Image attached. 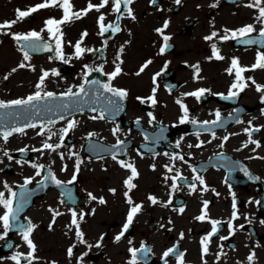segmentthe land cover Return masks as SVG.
I'll return each instance as SVG.
<instances>
[{"label": "flooded vegetation", "instance_id": "flooded-vegetation-1", "mask_svg": "<svg viewBox=\"0 0 264 264\" xmlns=\"http://www.w3.org/2000/svg\"><path fill=\"white\" fill-rule=\"evenodd\" d=\"M85 8L88 3L99 4L100 0H85ZM43 0H8L7 9L12 12V16L6 17V21L16 19V10H27L35 5L42 3ZM189 0H181L180 4L176 0H156L153 4L152 0H134L127 7L132 9L135 20L127 14V7L122 6L121 12L115 13L112 0L107 7L101 9L100 12L95 10L88 13L87 16L71 23L62 25L64 33V56L68 62L64 64L68 70L66 74H70V84H63L61 90H76L84 80L85 65L91 68L103 66V72H92L91 76H97L100 84L106 81V74L114 71L115 64L120 65L122 74L115 80L111 81L114 88H122L127 90V106L126 116L131 119L139 118L143 123L152 128L154 126H163L164 139L170 142L164 149H159L154 156V161L149 166V171L157 174V177L151 178L153 185L142 196H136V203L142 205L141 212L138 213L129 231L124 234L120 241H116L115 237L119 235L126 223L127 214L132 207L123 201L119 218L110 220V202L117 197L119 191H116V185L106 184L102 192H99L96 200H92L89 192L79 191L81 186L79 178H77V197L72 200L70 205L66 204L60 194L45 195L34 199L32 206L18 214V219L13 221V228L9 230L8 236L0 240V264H16L11 259L13 255L23 253L27 256L30 252L26 242L23 240L21 231L16 227L17 224L27 226L28 223L36 225L31 233V239L36 245L35 256L32 264H129L132 259L130 248L141 249L142 245L150 249V252L144 253L138 251L137 264H156V260L163 258V253L170 248H176L178 253H183L184 264H249L247 257L255 252V260L253 264H264V159L256 157H264V102L262 96L264 93L258 92L254 84L264 85V81L257 75L258 71L264 69H252L256 63L258 55L264 53V47L260 43L245 44L242 41L247 39L260 40L259 32L264 24L257 21L258 11L255 8L248 7L252 0H199L197 1V15H189ZM188 3V4H187ZM74 11L85 9L78 6V0H72ZM187 4L186 15H177L184 10ZM216 4L214 9H208L211 5ZM183 7V8H182ZM225 8L223 13L221 9ZM47 13L41 17L38 22H34V17L39 13ZM227 12H232V16ZM206 20V31L200 34L204 42L203 50L207 53L206 57L196 58V54H191V47L183 46L184 37H190L195 27L198 25L201 14ZM215 13V14H214ZM235 13V15H234ZM103 14L105 16V24H115L119 17V27L121 31L113 33L106 32L104 35L99 34L98 17ZM224 14V16H222ZM62 10L57 8H46L38 10L31 16L18 22L12 29L5 30L8 35L0 36V45L5 41L8 45L19 46L18 42L13 39L12 34H27L31 31L41 32L45 40H52L45 29V21L48 19H61ZM155 18L157 23L153 26L151 38L145 42L150 47L149 51H145L143 41H141V33L137 32L138 19ZM156 16V17H155ZM33 19V20H32ZM84 19V20H83ZM211 19V20H208ZM32 20V21H31ZM175 22H182L176 29ZM77 22H83L81 27H71ZM165 22L168 27L164 29L163 35L156 30L163 28ZM252 24L256 31L249 36L240 39L223 40L226 34L225 29L230 31L238 30L246 25ZM139 25H141L139 23ZM87 32L88 36L83 38L82 48L94 49L92 52H85L81 58L75 57V49L72 45L81 39V34ZM217 33L212 40L205 39ZM169 36L171 39L167 42L169 47L160 52L164 46L163 36ZM136 37L139 38V50L142 51L138 56L128 53V49L132 50L135 46ZM54 41V40H52ZM71 42V45L68 42ZM107 41V44H105ZM55 42V41H54ZM179 43L182 45L180 46ZM216 45V49L222 60H217L213 54L212 45ZM123 48V52L120 49ZM14 49V48H11ZM19 51H22L20 46ZM23 52V51H22ZM152 53V54H151ZM148 54V55H146ZM119 57V59H117ZM144 57V58H143ZM208 59V60H207ZM233 59L239 61V65L248 69L242 73L244 80L249 86L239 94L238 97L224 99L229 95L231 85L235 82V73L229 75L227 69L231 67ZM151 60L152 63L144 71L150 72V85L145 87L144 74L139 76L136 73L140 68ZM140 61V62H139ZM204 64H210L205 68ZM157 66V67H155ZM168 70V80L170 86L163 85L164 70ZM78 72L79 74L78 76ZM159 73V75H157ZM8 76L5 80L4 77ZM12 74L0 76V88L2 84L8 85ZM155 77V83L153 78ZM81 82V83H82ZM162 83V84H161ZM178 85V88H175ZM66 87V88H65ZM0 90V100L9 101L20 97V93L12 88ZM156 89L155 97L157 104L152 105L147 98L153 94ZM209 89L200 99L187 93L195 92L199 89ZM99 89V91H97ZM147 90L146 92H142ZM252 90L257 95L251 96L248 100L247 91ZM91 96L99 98H112L120 105L121 101L117 97H112L111 93L105 92L99 85H91ZM255 95V94H254ZM142 98L144 102H141ZM177 100L188 109V121L181 124L180 119L184 115L183 110ZM121 107V105H120ZM108 110L115 119H95L100 121L102 127H91L93 133L103 134L106 140L116 143L122 140L124 135L131 139L140 135L138 130L133 126H126L121 120L119 113L115 111V107L109 105ZM220 113L218 123L212 122L217 120L216 113ZM149 113L155 117L152 120ZM89 115L98 116L100 113L89 112ZM237 119L243 121L237 123ZM197 123L193 124L191 121ZM208 121L205 125L203 122ZM251 122V124H249ZM246 128L256 129L253 131L251 139L260 142V147L249 144L248 147L243 145L249 140ZM114 129H119L113 134ZM215 134V138L213 136ZM113 137L109 139L108 137ZM224 137H228L225 141ZM12 142L3 143L0 138V149L7 151L12 157L11 160L7 156H3L0 151V169L4 175L0 176V192L5 193V198H9V193L4 187V183L16 192L25 184L24 174H21V167L30 165L31 163H39L53 169L54 163L49 162L48 165L41 163L43 156H36L30 145L24 138H11ZM24 139V140H22ZM79 139L74 137L72 142L77 144ZM179 144V147H177ZM191 145V147H189ZM197 145H200L197 147ZM222 145V146H221ZM26 149V152L20 151ZM240 149V150H237ZM135 150V149H134ZM82 151L84 154L85 151ZM29 152V153H28ZM133 152V151H132ZM167 154V155H166ZM222 154V155H221ZM182 155L184 160H173V156ZM240 159V160H238ZM118 161V160H117ZM127 163V162H126ZM153 165L155 166L153 168ZM173 166V172H168L165 166ZM244 165L248 173L259 179H250L245 174ZM228 167V168H227ZM193 168L196 172H193ZM230 170V176L228 172ZM179 173L185 179L177 180V189L173 192L171 179ZM199 174L203 177L207 190L204 185L194 180V176ZM129 176L121 179V188L125 189L124 181ZM141 176L137 178L136 187L140 186ZM37 183V182H36ZM36 183H30L29 187L34 189ZM196 185V192H192L190 185ZM229 185L231 187H229ZM86 189L89 186H85ZM114 189L113 193L111 190ZM213 189L215 191H213ZM58 190L54 187L47 191ZM47 192V193H48ZM231 193H235L237 204L238 219L232 220L233 197ZM93 196L94 194L91 193ZM149 196H155L160 203L152 204L148 199ZM103 197L105 204H99V198ZM171 200V203L168 201ZM204 201L208 202V215L211 220H219L222 223L218 225L219 231L209 243V252L206 256L202 255L201 240L204 236L211 232V224L206 219L199 221L197 216L202 214ZM255 201H260L258 205ZM167 204V207L163 206ZM19 208L24 209V203H19ZM13 207H17L14 202ZM183 208L181 213L179 210ZM50 209L57 210L60 215L55 217L53 223V213ZM72 211L77 213V218L81 213L85 214L83 221L80 222V230L84 233V240L87 243H80L76 236V228L71 224ZM5 209L0 206V216ZM232 220L233 229H229L228 221ZM51 225V227H49ZM243 225L241 228L240 226ZM2 222H0V235L3 234ZM183 233V239H181ZM234 233V234H233ZM220 236L229 237L227 240H221ZM7 252L1 250L4 244H10ZM88 245H92L91 248ZM97 245H99L97 247ZM74 246V247H73ZM73 248V254L68 255V249ZM86 253V255H85ZM219 254V255H218ZM168 264H179L176 255H170ZM27 260H21V264H28ZM164 261V259H163Z\"/></svg>", "mask_w": 264, "mask_h": 264}, {"label": "snow or ice", "instance_id": "snow-or-ice-1", "mask_svg": "<svg viewBox=\"0 0 264 264\" xmlns=\"http://www.w3.org/2000/svg\"><path fill=\"white\" fill-rule=\"evenodd\" d=\"M134 2V0H112L113 3V8L112 10L115 13H120L122 6L127 7L128 5L132 4ZM110 3V0H100L99 4H93L91 2L88 3L87 7L85 9H82L80 11H74V6L72 4V0H43L42 3L35 5L27 10H21V9H17L16 10V19H13L11 21H4L2 23H0V33L4 34V35H8L9 32L5 31V30H10L12 29L18 22L23 21L25 18L31 16L33 13L37 12L38 10L41 9H46V8H59L62 10V18L57 20L54 18L48 19L47 21H45V29H43L42 31H47V33L49 34L50 39L55 41V50H56V56L57 58L64 60L65 63H67L68 61L65 60V56H64V51H63V46H64V33L62 30V25L67 24V23H71L74 19L78 20L81 19L84 16H87L89 12L95 10L96 12H100L101 9L107 7ZM152 3L155 4L156 0H152ZM177 4L181 3V0H176ZM211 7H216V4L211 5ZM248 7L251 8H255L258 11V16L256 17L257 21L264 24V0H252V2L250 4H248ZM127 14L131 17V19L135 20V16L132 14V9L130 7H127ZM98 25H99V34L100 35H104L106 32L111 31L113 33H117L119 31H121V28L119 27L118 24H105V16L103 14H101L98 17ZM168 27V23L165 22L163 28L157 29L156 31L158 33H160L161 35H163L164 33V29H166ZM255 26L252 24L246 25L245 27H242L238 30L235 31H230L228 29H225L226 33L230 34H226L225 36L222 37L223 40H228V39H240L242 37H246L249 36L251 33L255 32ZM13 35V39L16 40L17 42L20 41H25L27 42L26 44L21 45V50L23 51V57L25 61L30 60V56H29V52L28 51H24V48H28L31 49L33 51L35 50H44V51H51L52 50V45L50 43H46L43 42L44 38L41 34V32H37V31H31L27 34H12ZM217 33H212V35L206 37L205 39L207 40H212L214 36H216ZM88 33L85 31L81 34V39L78 40L75 45H72L75 49V57L76 58H81L84 53L87 52H92L95 51L94 49H85L82 48L81 45L83 43V38L87 37ZM259 36L261 37V40L257 41L255 39H247V40H243L242 42L245 44H256V43H261L264 44V27L261 28L260 32H259ZM171 39V37L164 35L163 36V40H164V46L161 47L160 52L164 53V51L169 47L168 45V41ZM71 45V42H68ZM105 44H107V41H105ZM212 49H213V54L215 56V58L217 60H222L224 59L223 56H221L219 54V52L216 49V45L213 44L212 45ZM121 52H123V48L120 49ZM117 59H119V57H117ZM123 63V61H120V63H116L115 64V68L114 71H112L111 73L106 74L108 76V80L109 83H104V84H100V82L98 80H92L89 81L88 80V76H90L92 74V72H103V66L97 67V68H91L88 65H85V73H84V81L83 83L79 86L77 91H73L72 88H69L66 92L62 93L60 95V97L57 96V94L53 93V92H49V91H43L44 89V85H45V80L51 75V76H59L60 73L58 71H56L55 69L52 70L51 73H49L48 71H43L40 78H39V82L36 84V89L37 91L33 94V95H29L27 98H23V99H16V100H12L9 102H5L0 100V110H5V109H14V108H21V109H25L26 111L28 109H34V115H39L40 111L42 110L39 102L43 101L45 102L43 105V110H46L48 112H52L54 110L56 111H60L63 112L65 110H68L71 105L69 103H62L60 105H58L55 109L53 107L50 106V103L52 101H55L57 99H63V98H67L69 101H79L80 99H82L84 96H87V90L85 85H99V88H102L105 92L111 93L112 97H117L119 98L120 101L124 100L127 96H128V92L125 89L122 88H114L111 85V81L115 80L118 76H120L122 74V68H121V64ZM152 61L149 60L147 61L141 68L140 70L136 73L137 76H139L141 73L144 72V70L149 66V64H151ZM26 67H30V65H26L25 63H21L19 65V68H26ZM264 69V53H260L258 55L257 61L256 63L252 66V69ZM32 70L34 71V67L32 68ZM17 71V69H12V72ZM229 75H232L233 72L235 73V82L231 85L230 91H229V95L228 96H224V99H230V98H234V97H238L239 94L241 92H243L248 86L249 84L244 80V77L242 76V73H244L245 71H248V69L241 67L239 65V61L237 59H233L232 63H231V67L229 69H227ZM157 75H159V73H157ZM5 80L8 79V76L6 75L4 77ZM153 82L155 83V77L153 78ZM252 84L255 85L256 90L258 92L264 93V85H260L257 84L255 82V80L251 81ZM97 91H99V89H97ZM155 92L156 89H153V94L148 97L147 99L151 101L152 105H156L157 104V99L155 97ZM206 92H210L209 89H199L195 92H191V93H187V95L190 96H194L197 99H200L201 96H203ZM99 98V97H98ZM141 102H144L142 98ZM107 100V104L114 106L115 107V111L118 113L121 109L120 105L117 103L116 100L112 99V98H106ZM262 102H264V96H262ZM177 104H179L183 110L184 115L181 117L180 119V123L183 124L185 122L188 121V109L187 107L181 102V100H177L176 101ZM93 112L97 111V109L95 107H93L91 109ZM108 109H102L100 111V114L98 116H92L91 119H104L105 118V111H107ZM7 115H18L16 113H7ZM149 116L151 117L152 120H155V117L152 116L151 113H149ZM216 117L217 120L212 122L213 124H216L219 122L220 120V113L217 111L216 113ZM61 119H64V116L61 115L60 116ZM237 123H242L243 121H240L239 119H237L236 121ZM55 122L52 120L48 121V124H54ZM137 123H139V121H137ZM191 123L196 124L197 122L195 120L191 121ZM205 125H207L209 122L205 121L203 122ZM249 124H251V122H249ZM77 125V121L72 119L69 120L67 123V126L65 128H62L59 130L60 133V143L58 144H51V143H47L45 142L43 144V149H48L51 152H55L58 148L63 146V142H64V138L68 135L69 131L74 129ZM25 127H30V128H36L37 125L35 123H28L26 124L24 127H12L10 130H6L3 131L2 133H0V138L3 139V141L6 143L8 141V138L10 135H12L13 133H21L23 134L25 132ZM42 128V131L38 132V135H44V130H43V125L40 126ZM119 129H114L113 130V134H115L116 131H118ZM49 135H48V139L50 140L52 138V136L57 135L56 132H52L51 128L47 129ZM253 131H260L259 128L256 129H252V128H246L245 132L248 134L249 136V140L243 145V147H248L249 144H253L256 146V148H259L260 142L257 140H253L251 139L252 136V132ZM95 133H90L89 134V138L91 136H94ZM213 136L215 138V134L213 133ZM228 139V137H224V140L226 141ZM123 141H119L118 140V144H122ZM200 145H197V147H199ZM222 146V145H221ZM177 147H179V144H177ZM189 147H191V145H189ZM43 149H33V151H42ZM240 150V149H237ZM0 151H3L2 149H0ZM20 151L22 152H26V149H21ZM61 159H63V154L61 153ZM73 155H75V153H73ZM167 155V154H166ZM222 155V154H221ZM3 156H7L9 160L12 159V157L9 155V153L7 151H3ZM116 154H113L112 159L116 160ZM259 159H264V157H256ZM173 160L179 159V160H184V157L182 155H177V156H173L172 157ZM3 161L0 160V163H2ZM80 163L81 161H77L76 164V171L79 172V167H80ZM118 163L120 164V166L122 168H127L130 170L131 175L128 177V179H126L124 181L125 186L128 189V192H130L132 189H134L136 187V184L133 183V180L135 178L138 177L139 173L137 172L136 167L131 164V163H125L124 161H118ZM32 167L34 168H39V169H43L44 165H36L33 164ZM155 166L153 165V168ZM167 168L168 172H173L174 170V165L173 166H165ZM245 174L249 176L250 179H259V177H253L251 176L250 173H248L247 169H244ZM193 172H196V169L193 168ZM36 175H40V171H37ZM49 178H51V180L56 184V185H61V181L56 180L54 174H51V172H49L48 176H45V180H48ZM73 179H75V176L73 177ZM165 179H171L173 181V185H172V191L174 192L177 189V184L175 183V181L177 180H183L185 179L184 177H182L181 175H179V173L175 176L172 177H165ZM194 180L198 181L201 185H204V190H207V186L205 185V181L203 179L202 176H200L199 174L194 176ZM32 181L31 179H26L25 180V185L21 186V187H26L27 184H30ZM4 187L5 189H7L8 193H9V198H5V193L4 192H0V206H2L5 209V212L2 216H0V222H2V227H3V234L0 235V240L5 239V237L8 236L9 230H11L13 228V221H16L18 219V212H19V208H15L13 207L14 205V201L17 198V193L12 191L11 187L7 184V182L4 183ZM229 187H231L229 185ZM191 191L194 193L196 192V185L192 184L190 185ZM113 193L115 192L114 189L111 190ZM213 191H215L213 189ZM128 192L125 193V196L128 197L127 198V203L129 205H132V207L130 208L128 214H127V218H126V223L123 225V229L121 231V233L119 235H117L115 237L116 241H120V239L124 236L125 233H127L129 231L130 226L133 224V220L135 218V216L141 212L142 209V205L140 204H134V201L131 199L130 196H128ZM232 197H233V203H232V207H233V212H232V220H236L238 219V215H237V204H236V198H235V193H231ZM23 195V194H21ZM89 196L91 197L92 200H96L97 197L93 196L91 193H89ZM148 199L151 201L152 204H157L160 203L157 198L155 196H149ZM99 204H105L106 201L103 197L99 198ZM168 203H171V200L168 201ZM256 204H260V201H255ZM163 206L167 207V204H164ZM50 211L53 213V223H55V217L60 215L61 213H59L57 210H53L50 209ZM181 213L183 212V208H181L179 210ZM84 215L83 213H81L79 215V219L77 218V213L75 211H72V221L71 224L75 226L76 228V236L78 237V239L80 240V243H87L86 240H84V233L80 230V222L83 221L84 219ZM197 220L199 221H205L206 219L210 222L211 224V232L208 233V235L204 236L201 240V245H202V255L206 256L209 252V243L211 242L212 238L214 236L217 235L219 228L218 225H220L222 222L219 220H211L209 218L208 215V202L204 201V206L202 209V214L200 216L196 217ZM232 220L228 221V227L229 229H233V224H232ZM262 223H264V221H262ZM17 229L19 231H21L22 236H23V240L26 242L28 248L30 249V252L28 253L27 256H25L23 253H18L16 255H13L11 257L12 260H14L16 262V264H21V260H27L28 264H32V260L36 259L35 256V252H36V245L33 242V240L30 238L31 237V233L34 230V228L36 227V225H33L31 223H28L27 226L23 225V224H17L16 225ZM49 227H51V225H49ZM241 228L243 227V225L240 226ZM234 234V233H233ZM229 237L226 236H220L221 240H227ZM181 239H183V233H181ZM99 245H97L98 247ZM8 247H12L11 244L8 245ZM74 247V246H73ZM89 248L92 247V245H88ZM129 251L132 254V259L129 261V264H137V253L138 251H142L144 253H148L150 252V249L147 248L146 246L142 245L141 249H136V248H130ZM73 254V248H69L68 249V255L71 257ZM86 255V253H85ZM170 255H176V258L179 261V264H184V259H183V253H178V250L174 247V248H170L167 251H165L163 253V259H164V264H168V260L167 258ZM219 255V254H218ZM247 260L249 261V264H253L254 260H255V252H252L248 257ZM53 264H55V262H53ZM204 264H207V262L205 261Z\"/></svg>", "mask_w": 264, "mask_h": 264}, {"label": "rangeland", "instance_id": "rangeland-1", "mask_svg": "<svg viewBox=\"0 0 264 264\" xmlns=\"http://www.w3.org/2000/svg\"><path fill=\"white\" fill-rule=\"evenodd\" d=\"M29 2H32L34 0H28ZM197 1L199 0H189V15L192 16H196L197 15V8H196V4ZM78 4L79 6H84L86 4L85 0H78ZM187 4L184 7V10L179 13V14H175L173 15V17H176L177 15H186L185 10L186 7L188 9ZM8 5V0H0V21L2 20H6V17L8 16H12V12L9 11L7 9ZM183 8V7H182ZM208 9H214V7H209ZM225 8L221 9V13H223ZM214 11L217 13V10L214 9ZM228 15L232 16V12H227ZM44 14L47 13H39L37 14V16L34 17V22H38L42 16H44ZM201 14V18L199 20L198 25L195 27L193 34L190 37H184V39H182L183 41V46L179 43L180 46L184 47L188 46L191 47V54H196L195 58L192 59H196V58H201V57H206V52L203 50L204 42L202 41V37H200V34L203 31H206V27H207V23L206 20L203 18V14ZM215 14V13H214ZM235 15V13H234ZM224 16V14L222 15ZM156 17V16H155ZM233 17V16H232ZM33 20V19H32ZM31 20V21H32ZM84 20V19H83ZM211 20V19H208ZM185 21L182 22H175L174 21V25L175 28L177 29L179 27L180 24L184 23ZM137 32H140L141 35V41L145 40L142 44L144 47L145 51H149L150 47L145 45V42L147 41V39L150 37L151 38V32L150 30H152L153 26L157 23V21L155 20V18H150V19H145L144 16H141V18L138 19L137 22ZM139 23L141 25H139ZM80 24H83V22H77L75 25H73L71 27V30L75 27L78 26L79 28L81 27ZM139 44H140V40L138 37H136L135 40V46L132 50L128 49V53L130 54L132 53L133 56H138L140 53H142L141 50H139ZM14 46L8 45V42L5 41L3 43V45L0 46V76L3 75V72H9L8 70L12 69L13 66L16 68L15 69H21L18 68L17 65L25 62L23 55H21L16 49H11ZM152 54V53H151ZM148 55V54H146ZM144 58V57H143ZM208 60V59H207ZM33 63L36 64H40V65H51L46 59H37L36 61H32ZM140 62V61H139ZM210 64H204L205 68L208 67ZM157 67V66H155ZM39 71V70H38ZM142 74L145 75V77H143V81H145L144 86L149 85V76H150V72L149 71H144ZM33 75H35L33 77ZM37 75V72L33 73V72H29V71H23V70H19V72L13 73V78L10 81L9 86L13 87V89L17 92H22L24 93L25 91H28L31 89L30 85H31V80H34L35 77ZM257 75L260 77L261 80L264 81V70L258 71ZM30 78L33 77L32 79H30V82H26V78ZM61 81V78L59 77L57 80L55 79H51V81H49L51 84H55V83H59ZM148 88V86H147ZM147 90H143L142 92H146ZM247 96H248V100L251 96H256L257 94L252 91L249 90L247 91ZM255 94V95H254ZM82 120H84V118H82ZM95 125V123L91 122V121H84L83 124L81 126L84 127V130H88V128L93 127ZM54 127H51V131L53 130ZM28 137L31 143H37L38 137L35 136V131H29L27 133H25ZM25 138V137H23ZM20 140V138H18ZM26 139V138H25ZM24 140V139H22ZM65 152L68 154L69 157H71L72 159H75V156L73 155V148L70 145H66L65 146ZM108 162H111L108 160ZM103 165V161H97L96 163H88L86 164V166L84 167L83 172H81V183L86 184L88 186H92V189L95 190L97 193H99L104 184L109 183L110 185H116L119 187V193L117 195H115L117 197V199L115 198L114 200H112V202H110V210H109V214H110V220H114V219H118L119 218V213L122 207V202L124 199H122L123 197L121 196V176L124 175L125 171H123L122 169H120L117 165H115L114 163H109L108 164V168L107 170L102 169L104 168ZM87 167V168H86ZM70 172V171H69ZM68 172V173H69ZM67 173V174H68ZM4 174V173H3ZM2 173L0 174L1 176L3 175ZM153 177H157V174L152 173L148 170V168L144 165L143 166V176L140 180V186L138 190H133L132 194L135 196H142L148 189H150V187H157V185H153V182L151 180V178ZM100 187V188H99ZM3 264V263H1Z\"/></svg>", "mask_w": 264, "mask_h": 264}]
</instances>
